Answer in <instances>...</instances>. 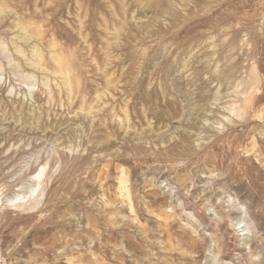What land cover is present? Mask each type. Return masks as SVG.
Listing matches in <instances>:
<instances>
[{
  "label": "rangeland",
  "instance_id": "obj_1",
  "mask_svg": "<svg viewBox=\"0 0 264 264\" xmlns=\"http://www.w3.org/2000/svg\"><path fill=\"white\" fill-rule=\"evenodd\" d=\"M0 264H264V0H0Z\"/></svg>",
  "mask_w": 264,
  "mask_h": 264
},
{
  "label": "bare ground",
  "instance_id": "obj_2",
  "mask_svg": "<svg viewBox=\"0 0 264 264\" xmlns=\"http://www.w3.org/2000/svg\"><path fill=\"white\" fill-rule=\"evenodd\" d=\"M124 189V188H123ZM126 191H127V189H126ZM128 197V196H127ZM126 198V197H125ZM131 203V202H130ZM131 206V205H130ZM166 224V223H165ZM169 228H170V226H169Z\"/></svg>",
  "mask_w": 264,
  "mask_h": 264
}]
</instances>
